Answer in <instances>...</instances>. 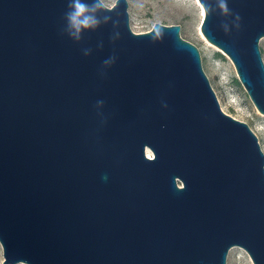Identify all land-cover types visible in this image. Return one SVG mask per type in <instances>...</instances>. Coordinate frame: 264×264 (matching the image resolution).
Instances as JSON below:
<instances>
[{"label":"water","instance_id":"water-1","mask_svg":"<svg viewBox=\"0 0 264 264\" xmlns=\"http://www.w3.org/2000/svg\"><path fill=\"white\" fill-rule=\"evenodd\" d=\"M69 2L0 0L2 264H264V150L198 47L134 32L127 0L76 41ZM226 3L200 0V30L264 114V0Z\"/></svg>","mask_w":264,"mask_h":264},{"label":"rangeland","instance_id":"rangeland-1","mask_svg":"<svg viewBox=\"0 0 264 264\" xmlns=\"http://www.w3.org/2000/svg\"><path fill=\"white\" fill-rule=\"evenodd\" d=\"M115 1L102 0L108 7ZM127 3L130 26L134 32L148 31L156 22L180 25V36L199 49L203 70L217 95L221 109L246 122L257 135L261 149L264 150V114L255 107L241 83H233L237 76L231 60L218 47H211L202 39L200 25L203 16L196 0H127ZM259 47L264 58V37L260 39ZM3 259L0 245V264ZM226 264L253 263L244 249L235 246L229 250Z\"/></svg>","mask_w":264,"mask_h":264},{"label":"clouds","instance_id":"clouds-1","mask_svg":"<svg viewBox=\"0 0 264 264\" xmlns=\"http://www.w3.org/2000/svg\"><path fill=\"white\" fill-rule=\"evenodd\" d=\"M197 3H200V0H197ZM218 7L222 14H231L226 0H218ZM68 8L69 11L65 14L67 21L66 30L68 35L76 41L81 39L84 30H94L98 28L102 22L107 23L111 19L109 16H104L102 21L98 15L99 11L103 8L102 0H92L91 3H87L85 0H70ZM201 10L202 12H206L210 9H205L202 6ZM236 19L237 21L239 20L238 15ZM224 30L226 32L229 30L227 25H224ZM111 62V60H106L104 63L110 64Z\"/></svg>","mask_w":264,"mask_h":264},{"label":"bare ground","instance_id":"bare-ground-1","mask_svg":"<svg viewBox=\"0 0 264 264\" xmlns=\"http://www.w3.org/2000/svg\"><path fill=\"white\" fill-rule=\"evenodd\" d=\"M196 3H197V0H196ZM197 4L199 5L200 9H202L201 4H200V3H197ZM201 15L204 16V12H202V10H201ZM200 35H201L202 39H203V40H204L209 46L216 48L215 45L211 44L209 41H206V38H204V36H203L202 33H200ZM217 49H219V48H217Z\"/></svg>","mask_w":264,"mask_h":264},{"label":"trees","instance_id":"trees-1","mask_svg":"<svg viewBox=\"0 0 264 264\" xmlns=\"http://www.w3.org/2000/svg\"><path fill=\"white\" fill-rule=\"evenodd\" d=\"M233 83L236 84V85H240V82H239V80L236 77L233 79Z\"/></svg>","mask_w":264,"mask_h":264}]
</instances>
